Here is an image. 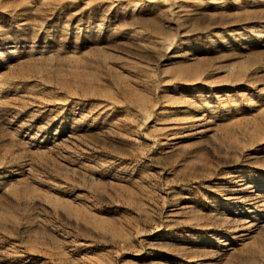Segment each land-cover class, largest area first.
<instances>
[{
  "label": "rangeland",
  "instance_id": "1",
  "mask_svg": "<svg viewBox=\"0 0 264 264\" xmlns=\"http://www.w3.org/2000/svg\"><path fill=\"white\" fill-rule=\"evenodd\" d=\"M0 264H264V0H0Z\"/></svg>",
  "mask_w": 264,
  "mask_h": 264
}]
</instances>
